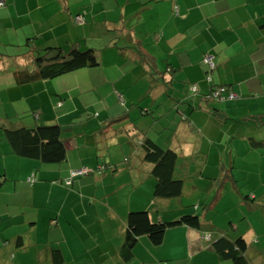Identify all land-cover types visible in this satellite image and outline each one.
Masks as SVG:
<instances>
[{
    "label": "crops",
    "instance_id": "0c3cea01",
    "mask_svg": "<svg viewBox=\"0 0 264 264\" xmlns=\"http://www.w3.org/2000/svg\"><path fill=\"white\" fill-rule=\"evenodd\" d=\"M83 10L85 22L78 23L74 15ZM72 42L89 43L101 65L25 82L13 77L9 85L17 117L11 124L59 125L65 154L43 160L0 141V264H135L140 257L139 264H233L213 247L215 226L224 227L206 205L224 173L222 188L231 180L240 201L244 193L264 200L256 193L264 182V122L246 118L264 112V0H5L0 6V67L14 56L24 60L19 67L31 68L38 48ZM207 53L214 68L203 60ZM215 83L230 84L237 95L216 100L208 93ZM29 113L33 118H20ZM144 137L177 152L181 194L153 193ZM101 162L107 164L100 168ZM83 165L91 171L66 184ZM142 209L153 221L197 212L211 222L168 226L158 244L141 233L133 255L123 258L128 213ZM261 213L226 231L251 241L252 264H264ZM38 226L46 228L40 239Z\"/></svg>",
    "mask_w": 264,
    "mask_h": 264
},
{
    "label": "trees",
    "instance_id": "16d2710c",
    "mask_svg": "<svg viewBox=\"0 0 264 264\" xmlns=\"http://www.w3.org/2000/svg\"><path fill=\"white\" fill-rule=\"evenodd\" d=\"M4 4L5 0L0 6ZM78 16L80 17L79 19L77 18ZM74 20L78 23L85 22V10L75 13ZM17 51L19 53H24L28 51V48H24V50L20 48ZM17 51L15 53H17ZM2 53L4 52L0 50V54ZM97 63L98 58L96 50L92 46H80L78 43L72 42L69 46L63 47L58 44L48 43L32 53L31 68L15 67L12 69V73L16 81L25 82L54 77L83 66H92ZM219 85H227L233 89L230 84L215 83L211 85L208 93L211 95V91ZM231 98L233 97H225L222 99L215 97L216 100ZM246 118L254 121L262 119L264 122V112L249 114ZM1 129L3 136L11 145L14 153L18 155L55 161L64 157L65 148L61 138V127L57 124L37 123L36 125L28 126L24 124L15 125L5 123L1 126ZM141 143H143L144 146V159L151 163V173L155 178L153 193L158 196H174L181 194L183 190V178L174 174L177 152L173 148H163L159 146L149 137H144ZM106 164L107 162H101L98 164V167H104ZM82 167H86L87 170L76 175L91 171V168L88 166L83 165L79 168ZM100 168L93 167V170H101ZM76 175L70 176L69 174L65 180L70 178L72 181L73 177ZM224 175L226 174L224 173ZM65 180L64 182L66 184L71 183V181L67 183ZM244 194L247 195V197H245L247 200L251 199L249 194ZM217 197L218 192L214 193L208 205L212 206ZM251 200H253L251 203H255L256 201V204L261 207L262 213L264 214V200L255 198ZM180 222L196 227L202 225V219L197 212L182 213L179 217L171 220L153 221L149 217L147 210L129 211L124 232V240L120 248L122 257L129 258L133 255V243L139 234L147 233L150 240L158 244L162 241L166 228ZM218 230L219 235L213 240V247L218 255L230 259L233 264H252L247 255L249 243L244 234L237 231V233L231 237L224 229L219 228ZM55 264L59 263L55 262Z\"/></svg>",
    "mask_w": 264,
    "mask_h": 264
},
{
    "label": "rangeland",
    "instance_id": "374dc122",
    "mask_svg": "<svg viewBox=\"0 0 264 264\" xmlns=\"http://www.w3.org/2000/svg\"><path fill=\"white\" fill-rule=\"evenodd\" d=\"M92 41H95L96 44H99L98 39L97 40H92L90 38L88 39L89 43H92ZM4 46L5 45L2 44L1 49ZM22 50H24V48H22ZM2 51H3V49H2ZM22 60H23V58L20 60H16L14 58V56H10V58H8L7 60H5V61L3 60V64L1 65L2 67H0V130L1 131H2L1 126L3 124L11 123L10 121H12V120L14 121L15 118H17L13 113L14 112V104H13V101L11 100V98L9 96L10 95L9 93L11 90V88H9V85H12V82H13L12 80L14 77L13 73H12V69L15 67L25 65L24 60L23 61ZM107 60L110 62L112 61L111 59H107ZM105 64H107V66H110L109 62H107L106 60H105ZM100 65H101V62H99L98 65L95 64V65H92L91 67H99ZM95 77L96 76L93 75V78H95ZM5 93H6V95H5ZM77 115H79V114H77ZM20 118H33V115L31 113H29V114H25L24 116H22ZM75 118H84V116L79 115V116H76ZM1 131H0V135L2 134ZM2 140H6V138L5 137L0 138V141H2ZM226 179H225L224 174H222L221 177H219L217 185H215L213 191L211 192L210 198L212 197V195H214V193L218 192V194H219V192L221 190H224V192H223V194L218 196V198H216L212 207L210 205H206V207H211V209H209V211H208V214H210V216L214 219L215 225H220V227L222 225V227H224L222 229H224L225 231H227V230L231 231L233 228L232 223L236 224L235 222H238L239 225L245 226V218H246L245 216L247 214H249L248 216L250 217V219L255 220V218L257 217V219L259 220V218H261V216H262V215L260 216V212L262 210L261 207L256 204V201H255V203H251V202H253V200H251V199L247 200V198H245V197H242L243 200L240 201L241 196H239L240 195L239 192L236 191L235 188L232 186L231 180L228 181L226 187L222 188V183H224ZM31 181H33V180H31ZM242 183H244V180H242ZM256 191H257L256 193H257L258 197H264V182L261 184V186L257 187ZM174 198H176V197H174ZM248 204H251V209H252L251 211H250V208L248 207ZM211 217H210V219H208V221H206L203 218H202V220L206 221V222H211L210 221ZM42 219H44V218L42 215H40L39 223L42 221ZM45 229H46L45 227L41 228L40 226H38L37 236L39 239L42 238L41 233ZM218 229H219V226H215V231H217ZM0 242L3 243L4 241L2 239H0ZM249 243H250L249 244V251H251V249H252L251 241ZM247 251H248V249H247ZM140 259H141V257L139 259L136 258L135 264H139ZM132 264H133V261H132Z\"/></svg>",
    "mask_w": 264,
    "mask_h": 264
},
{
    "label": "built area",
    "instance_id": "2783aa9c",
    "mask_svg": "<svg viewBox=\"0 0 264 264\" xmlns=\"http://www.w3.org/2000/svg\"><path fill=\"white\" fill-rule=\"evenodd\" d=\"M4 3V0H0V4H3ZM78 19L80 18L79 16L77 17ZM203 60L209 64V67L210 68H213L215 63H214V60H213V55L210 54V53H207L205 54ZM207 78L210 79L211 78V75L210 74H207ZM191 88L193 90L196 89V84H192L191 85ZM236 92L231 89L230 87H228L227 85H219V86H216L212 91H211V95L213 97H216V98H225V97H235L236 96ZM119 97H121V94H119ZM87 168L86 167H82V168H78V169H72L71 172H70V176H73V175H76L78 173H81V172H84L86 171ZM28 179L30 180H33L34 179V176L31 174ZM71 179L70 178H67L66 179V182L67 183H70ZM208 236V235H206Z\"/></svg>",
    "mask_w": 264,
    "mask_h": 264
}]
</instances>
